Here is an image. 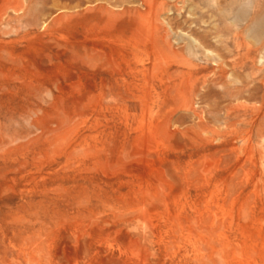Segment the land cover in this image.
Wrapping results in <instances>:
<instances>
[{"label": "rangeland", "instance_id": "1", "mask_svg": "<svg viewBox=\"0 0 264 264\" xmlns=\"http://www.w3.org/2000/svg\"><path fill=\"white\" fill-rule=\"evenodd\" d=\"M0 264H264V0H0Z\"/></svg>", "mask_w": 264, "mask_h": 264}]
</instances>
